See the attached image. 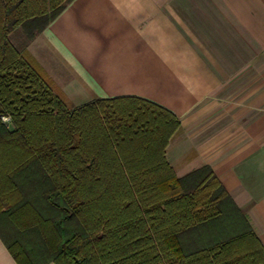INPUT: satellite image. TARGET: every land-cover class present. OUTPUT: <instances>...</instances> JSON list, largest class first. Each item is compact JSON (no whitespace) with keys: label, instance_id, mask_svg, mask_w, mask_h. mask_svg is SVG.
I'll return each instance as SVG.
<instances>
[{"label":"trees","instance_id":"obj_1","mask_svg":"<svg viewBox=\"0 0 264 264\" xmlns=\"http://www.w3.org/2000/svg\"><path fill=\"white\" fill-rule=\"evenodd\" d=\"M71 0H0V218L17 264H264L208 165L177 177L179 121L138 98L73 106L24 48ZM7 118L8 122H4ZM8 123L10 125H8ZM11 126V127H10Z\"/></svg>","mask_w":264,"mask_h":264},{"label":"crops","instance_id":"obj_2","mask_svg":"<svg viewBox=\"0 0 264 264\" xmlns=\"http://www.w3.org/2000/svg\"><path fill=\"white\" fill-rule=\"evenodd\" d=\"M26 51L73 106L138 98L171 112L173 173L208 165L264 247V0H71ZM261 74L262 101L215 99ZM0 264H17L1 238Z\"/></svg>","mask_w":264,"mask_h":264},{"label":"rangeland","instance_id":"obj_3","mask_svg":"<svg viewBox=\"0 0 264 264\" xmlns=\"http://www.w3.org/2000/svg\"><path fill=\"white\" fill-rule=\"evenodd\" d=\"M9 40L14 47L16 48L22 47L24 49H26L28 44L31 42V41L28 42L26 40L25 34L23 33L21 29H18L16 32L12 33L9 37ZM249 78H250V85H251L249 92L247 91L242 92V90L246 87L247 82H246V78H242L240 76V77L235 78L234 85L233 86L231 85L229 87V90L227 91L221 90L218 94H216L215 99H219L220 102H226L227 99L228 101H232V99H234L235 102H237L239 98L241 99L243 96H245V98L247 97L248 100H250V102H258L259 96L261 95V101H262V90H258L259 87L262 88V74L261 75H251L249 76ZM3 121L8 122L7 118H3ZM8 125L10 124L8 123ZM0 233L3 235L4 240L9 244L16 239L24 240L22 236L17 234V232L15 231V228L7 221L5 217L0 218Z\"/></svg>","mask_w":264,"mask_h":264}]
</instances>
